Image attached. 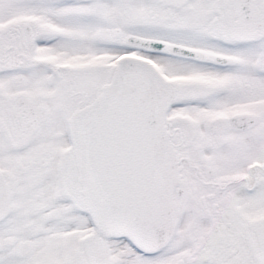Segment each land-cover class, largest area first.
I'll return each instance as SVG.
<instances>
[{"label": "snow or ice", "instance_id": "6c2138e0", "mask_svg": "<svg viewBox=\"0 0 264 264\" xmlns=\"http://www.w3.org/2000/svg\"><path fill=\"white\" fill-rule=\"evenodd\" d=\"M0 264H264V0H0Z\"/></svg>", "mask_w": 264, "mask_h": 264}]
</instances>
